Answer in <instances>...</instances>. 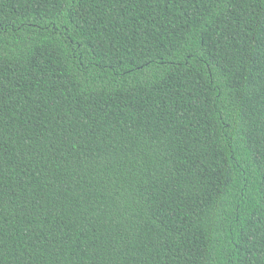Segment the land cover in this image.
<instances>
[{
	"label": "trees",
	"instance_id": "16d2710c",
	"mask_svg": "<svg viewBox=\"0 0 264 264\" xmlns=\"http://www.w3.org/2000/svg\"><path fill=\"white\" fill-rule=\"evenodd\" d=\"M0 264H264V0H0Z\"/></svg>",
	"mask_w": 264,
	"mask_h": 264
}]
</instances>
